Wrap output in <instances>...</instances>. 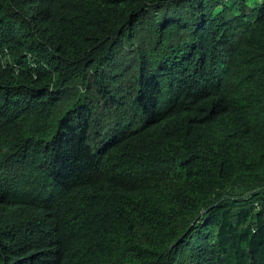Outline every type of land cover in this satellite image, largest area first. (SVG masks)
<instances>
[{
  "label": "trees",
  "instance_id": "trees-1",
  "mask_svg": "<svg viewBox=\"0 0 264 264\" xmlns=\"http://www.w3.org/2000/svg\"><path fill=\"white\" fill-rule=\"evenodd\" d=\"M71 2L0 0V264H264V0Z\"/></svg>",
  "mask_w": 264,
  "mask_h": 264
},
{
  "label": "clouds",
  "instance_id": "clouds-1",
  "mask_svg": "<svg viewBox=\"0 0 264 264\" xmlns=\"http://www.w3.org/2000/svg\"><path fill=\"white\" fill-rule=\"evenodd\" d=\"M85 0H72L71 3H73L74 5H84ZM236 6H234L235 8Z\"/></svg>",
  "mask_w": 264,
  "mask_h": 264
}]
</instances>
